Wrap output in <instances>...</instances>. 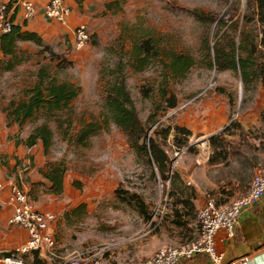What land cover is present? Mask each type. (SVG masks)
Masks as SVG:
<instances>
[{
  "label": "rangeland",
  "instance_id": "1",
  "mask_svg": "<svg viewBox=\"0 0 264 264\" xmlns=\"http://www.w3.org/2000/svg\"><path fill=\"white\" fill-rule=\"evenodd\" d=\"M110 3L112 6L107 10L106 5ZM193 9L227 22L235 15L241 28L256 35L260 43L256 57L260 69L264 68V38L254 16L256 4L251 0H93L86 10H73L79 18H84L82 21L90 30L91 41L84 50H74V38L68 28L50 25L39 33L43 39L40 46L33 42L19 44L18 55L23 61L14 70H0V133H8L11 138L18 136L17 141L25 145L37 127L48 124L55 135L39 173L58 165L66 171L61 195H52L47 187L49 183L45 182L32 184L27 191L38 209L52 202L56 209L65 206L56 214L61 227L54 233L55 248L45 251L43 256L39 254L44 264H63L73 253L85 250H91L99 264H124L152 257L166 246H176L190 233H195L194 237L184 240L183 244L197 236L194 212L180 202L183 197L192 195L183 184L177 183L178 163L174 168L173 157L178 148L192 147L183 156L201 153L203 157L209 149L203 140L196 143L198 137L187 138L183 133L177 137L188 144L178 147L174 140L175 127L189 109L202 117L212 110L220 112L225 105L228 126L241 125L242 116L264 106V87L258 77L246 91L239 72L219 71L209 66L204 40L209 39L212 53L217 40L216 26L208 27L195 20L190 14ZM248 13L252 21L245 25ZM144 39H153L156 44H152L162 51L189 55L196 65L185 77L176 80L170 75L166 81L162 66L155 61L144 71L135 72L130 66V55L134 43L140 44ZM120 64L124 66L123 75L139 118L148 127V138L155 139L170 158L166 179L131 148L120 128L113 124L108 127L103 122L106 89L119 76L116 69ZM53 79L58 84L74 85L78 96L60 111L50 112L46 105L42 106L19 128L9 119L12 104L28 101L41 81L47 95L45 89ZM172 98L177 99V109L168 107ZM238 112L239 118L233 121ZM54 117H59L63 128H57ZM90 124H98L102 129L89 138L87 146L78 144L75 139ZM168 130L169 135L165 137L164 132ZM229 134L232 138L227 137V140L234 142L227 146L229 160L213 167L209 161L201 159L207 172L196 175L204 197H213L220 204L244 194L253 177L264 170L260 140L264 138L263 123L248 131L232 127ZM237 151L240 154H236ZM213 153L211 147L209 160ZM255 157L259 166L256 171ZM201 165L196 164V167ZM21 169L25 168L21 166ZM174 182L177 188L172 187ZM13 183L23 189L15 180ZM132 195L139 197L144 208ZM8 196L5 200L0 197L1 205ZM177 210L185 225H175ZM57 219L56 216L55 221ZM1 245L0 258L19 247H9L6 241ZM23 260L25 264L36 262L33 253Z\"/></svg>",
  "mask_w": 264,
  "mask_h": 264
},
{
  "label": "trees",
  "instance_id": "2",
  "mask_svg": "<svg viewBox=\"0 0 264 264\" xmlns=\"http://www.w3.org/2000/svg\"><path fill=\"white\" fill-rule=\"evenodd\" d=\"M73 1L78 6L82 7L86 0ZM251 1L256 4L257 9L254 16H257V21L261 27V33L264 38V0ZM111 6V3L107 4L106 9L109 10ZM190 14L203 25H207L208 27L210 25L216 26L215 36L217 40L212 47V53L209 39L206 38L204 40L205 56L209 66H215L219 71L231 70L239 72L246 91L258 77L262 81L264 87V68L260 69V63L256 57V54L260 52V43L256 41V35H254L253 31L241 28L240 21L235 19V15H232L230 21L227 22L223 18L218 20L213 14L206 13L200 9H193L190 11ZM250 16L251 14H246V18H244L245 25L252 21ZM28 22L29 21H23L24 25H27ZM24 27L25 26L18 25L14 22L9 33L0 35V70L12 71L23 61V58L18 55L20 43L33 42L39 46L42 44L43 39L38 32L26 30ZM152 42L156 44L153 39H144L140 44L134 43L129 62H131L130 66L135 72L144 71L155 61L162 66L166 81L169 79L170 75L171 78L176 80L185 77L196 65V61L193 57L177 54L174 51H162L158 45H153ZM123 70L124 66L121 64L118 65L116 71L120 74L109 83L106 89L105 105L102 113L103 122L108 127L113 124L120 128L126 134L131 148L134 149L140 157L144 158L149 165H153L159 171L160 175L166 179L167 177L165 174L170 158L167 152L155 141V139L148 138V127H146L139 118L134 101L128 91ZM43 84V81H41V83L35 87L32 92L33 96L30 97L28 101H22L18 105L12 104L13 110L9 113V119L17 124L19 128H21L27 120L33 118L35 112L42 106L46 105L50 112L56 110L60 111L67 108L69 103L78 96V90L74 85L67 82L58 84L54 79L45 89L47 91V95H45ZM162 95L165 96V91L162 92ZM168 107L170 109H175L177 107V99H170ZM260 117L264 125V111L261 113ZM54 122L58 129L63 128V123L60 121L59 117H57ZM232 127H240V129L244 131L239 124L230 125L210 138V144L214 151L209 160L210 165H217L229 160L230 151L227 150V146L231 143L227 140V136L230 135L229 133ZM101 129V126L99 127L98 124H90L80 131L75 141L78 144L87 146L89 138L96 135ZM175 130L176 135L174 140L177 142L178 147L187 145V142H180L177 135L183 133V135L188 138L192 135V132L182 126L175 127ZM54 135L55 133L49 125L44 124L33 131L25 141V145L28 148H32L38 144H42L44 154L46 155L53 145ZM168 135L169 130L164 132L165 137ZM260 140L261 147L264 150V138ZM20 143L21 142L18 140L17 144ZM191 149L192 147H189V151H191ZM236 154H240L239 151H237ZM253 160L254 167V163L257 164V158L255 157ZM40 172L43 178L49 182L47 186L49 187V192L52 195H61L64 189L65 169L58 165L52 166L50 171L46 173H43L42 170ZM172 187L177 188L175 182L174 186L172 184ZM131 197L132 199L139 200L140 206L144 208V203L137 195H132ZM180 202L191 211H194L195 208L188 199H184L183 197V200H180ZM81 207L84 208L85 205ZM188 214H190V212H188ZM175 217V225L181 226L186 224V221L181 220L183 216L179 210L176 211ZM33 254L36 261L35 264H44V261L39 259V252L36 251Z\"/></svg>",
  "mask_w": 264,
  "mask_h": 264
},
{
  "label": "crops",
  "instance_id": "3",
  "mask_svg": "<svg viewBox=\"0 0 264 264\" xmlns=\"http://www.w3.org/2000/svg\"><path fill=\"white\" fill-rule=\"evenodd\" d=\"M10 0H0V3H6ZM49 0H35L37 5V16L29 21L27 25H24L23 20L18 16L15 19V23L21 26H25L24 29L41 33L42 30L49 28L50 25H56L46 20L44 16V7ZM66 3L74 9L86 10L93 0H86L82 7L78 6L73 0H65ZM77 13V12H76ZM84 18H79L74 12L72 17V25L75 27L79 23H83ZM226 106V105H225ZM222 106L220 112L213 113V110L206 116L200 117L194 110L189 109L184 113L179 122V126L185 127L192 132V135L198 137L196 143L203 140L205 145L208 146L209 152L206 157H203L201 153L192 155L187 154L182 156L178 162V178L177 183L188 189V192L192 195H187L185 199H189L194 206V218L196 222V212L204 206L206 203V197L196 182V175L207 172V166L201 165V159L205 162L209 161L211 154L210 138L224 130L229 123H227L226 107ZM263 107L255 109L254 112H248L246 116H242L240 120L241 127L244 131H248L254 126L261 125V112ZM218 116H216L217 114ZM215 114V115H214ZM8 129V128H7ZM15 133L18 134V127L13 128ZM18 136L12 138L8 133H0V179L4 182L6 189L0 197L5 200V197L9 194V189L13 183V180L19 184L27 192L32 188V184L36 183H49L43 180L42 175L39 173V168L44 165L46 157L44 154L42 144H38L32 148H28L23 143L17 144ZM228 137V136H227ZM19 138V137H18ZM229 139L232 137L229 136ZM230 143L234 144V142ZM3 161H2V159ZM201 165L196 167V164ZM254 163V170L258 167ZM23 166L25 169H21ZM215 167L222 166L221 164L214 165ZM213 166V167H214ZM212 167V166H211ZM12 171V172H11ZM26 172V173H25ZM11 174L12 176H7ZM180 181V183H179ZM178 185V186H179ZM248 190V189H247ZM247 192V191H246ZM236 198V197H235ZM234 198V199H235ZM52 202L51 204L40 207V210L52 212L55 215L59 212V209H64L65 206H57ZM0 244L1 247L5 244V241L10 244L9 247L20 246L27 238V232L20 227H11L7 225V218L10 215L9 207L6 204H0ZM183 208V207H182ZM57 216V220L51 225V229L54 233L60 231V217ZM189 218V217H188ZM196 226V225H195ZM198 231V229H196ZM187 239H182L181 246L185 241L194 237L195 233H190ZM198 234V233H197ZM185 240V241H184ZM216 248L218 252L223 253L224 259L222 264H264V197L253 207L245 210L240 218L239 224L236 226L234 235L228 237L225 231H220L216 236ZM135 258V257H134ZM244 258H248L247 262H244ZM178 264H214L211 262L206 254H199L190 260H182Z\"/></svg>",
  "mask_w": 264,
  "mask_h": 264
},
{
  "label": "built area",
  "instance_id": "4",
  "mask_svg": "<svg viewBox=\"0 0 264 264\" xmlns=\"http://www.w3.org/2000/svg\"><path fill=\"white\" fill-rule=\"evenodd\" d=\"M73 12V8L65 0H49L44 7V16L47 21L68 28L72 32L74 50L79 52L87 47L91 35L87 23H79L75 27L72 25ZM37 14L35 0H10L0 3V35L11 31L14 19L18 16L23 21H31ZM239 116L238 112L233 121ZM188 150L189 147L176 149L173 157L174 168L178 159ZM5 189L6 186L0 179V196ZM263 197L264 170H261L253 177L247 192L232 201L220 204L215 198L208 197L204 206L196 212L198 234L191 241L181 246H166L152 257L132 260L124 264H178L182 260H190L199 254H206L214 264H222L224 255L216 248L217 234L223 230L228 237H232L242 213L257 204ZM5 204L10 210L7 225L26 230L28 238L10 255L0 258V264H25L24 256L36 251L43 256L45 251L55 248L56 240L51 229L56 218L54 213L36 208L28 193L14 184L9 189ZM247 261L248 258H244V262ZM63 264H99V262L91 250H85L73 253Z\"/></svg>",
  "mask_w": 264,
  "mask_h": 264
}]
</instances>
